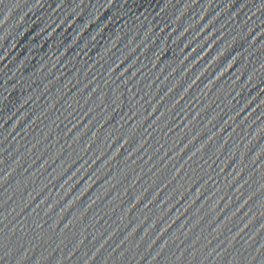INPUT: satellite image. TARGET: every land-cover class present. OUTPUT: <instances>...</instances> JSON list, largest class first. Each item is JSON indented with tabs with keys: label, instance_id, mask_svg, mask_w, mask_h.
Wrapping results in <instances>:
<instances>
[{
	"label": "water",
	"instance_id": "1",
	"mask_svg": "<svg viewBox=\"0 0 264 264\" xmlns=\"http://www.w3.org/2000/svg\"><path fill=\"white\" fill-rule=\"evenodd\" d=\"M0 264H264V0H0Z\"/></svg>",
	"mask_w": 264,
	"mask_h": 264
}]
</instances>
